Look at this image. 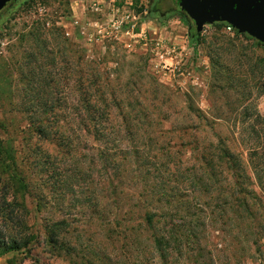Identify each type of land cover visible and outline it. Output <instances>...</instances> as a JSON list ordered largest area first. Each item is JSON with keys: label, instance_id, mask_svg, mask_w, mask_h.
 <instances>
[{"label": "trees", "instance_id": "16d2710c", "mask_svg": "<svg viewBox=\"0 0 264 264\" xmlns=\"http://www.w3.org/2000/svg\"><path fill=\"white\" fill-rule=\"evenodd\" d=\"M55 31L62 39L65 33ZM63 37L58 47L68 43L72 52L64 68L57 55L41 49L26 60L29 82H44L48 71L55 83L49 91L31 88L26 97L34 104L19 108L28 114V156L20 159L11 138H0V257L32 251L40 242L29 222L31 196L39 211L51 214L46 243L57 255L80 256L86 264H126L127 255L134 264H246L248 258L264 264V116L245 113L233 124L238 135L232 138L200 137L190 131L200 133L201 126L171 120L179 112L157 105L160 97L142 101L166 91L138 88L133 79L120 83L115 71H103ZM63 78L67 89L59 86ZM95 170L103 171L100 177L93 178ZM76 182L87 185L90 203L89 219L81 223L100 221L103 237L95 244L71 239L73 231L80 234L77 221L54 215L53 199L64 209Z\"/></svg>", "mask_w": 264, "mask_h": 264}, {"label": "rangeland", "instance_id": "374dc122", "mask_svg": "<svg viewBox=\"0 0 264 264\" xmlns=\"http://www.w3.org/2000/svg\"><path fill=\"white\" fill-rule=\"evenodd\" d=\"M15 2L0 12V138H11L20 159L29 153L25 144L29 122L28 114L19 108L22 104H34L26 92L34 87L49 91L55 86L48 79V71L44 82H29L27 57L41 49L47 57L57 55L61 61L59 67L64 68L72 54L68 43L57 45L64 35L85 53L86 59L99 61L103 71H115L113 77L121 79L120 83L129 84L133 79L138 88L166 91L169 95L165 97L158 93L142 101L152 103L160 97L157 105L162 101L164 107L179 112L171 115V120L192 121L201 126L200 133L197 130L190 133L200 137H214L217 133L232 138L238 135L233 124L243 120L245 113L253 118L258 113L264 116V43L248 34L229 32L224 24H212L204 27L196 42L192 20L188 17L187 22L173 12V0L158 4L161 12L168 11L167 15L153 12V16L148 12L151 0ZM97 6L100 8L96 9ZM57 29L65 33L62 39L56 40L53 32ZM36 34L41 37V45ZM41 61L45 62L46 70H54L47 58ZM60 72L63 77L64 71ZM59 82V86L68 88L64 78ZM132 83L131 88L135 86ZM190 108L200 112H191ZM205 118L214 130L205 127ZM97 171L93 178L103 173ZM86 187L76 182L72 187L76 195L71 191L67 194L62 210L57 208L59 201L53 199L57 205L53 208L55 217L61 213V217L70 216L72 221H77L79 226L75 230L78 228L80 234L72 230L69 235L71 239L81 240L83 246L103 237L99 220L83 224L80 221L89 219ZM26 201L31 210L29 222L34 230L40 231V242L32 251L1 256L0 264H86L80 256L54 252L44 235L45 219L51 214L39 211L35 198L27 196ZM138 211L136 208V216L141 213ZM215 235L214 232L211 237L215 239ZM131 258L125 256V263L134 264ZM246 264L260 263L248 258Z\"/></svg>", "mask_w": 264, "mask_h": 264}, {"label": "water", "instance_id": "95a60500", "mask_svg": "<svg viewBox=\"0 0 264 264\" xmlns=\"http://www.w3.org/2000/svg\"><path fill=\"white\" fill-rule=\"evenodd\" d=\"M11 1L0 0V12ZM173 2L179 11L192 20L195 26L193 35L197 39L206 25L225 22L239 33H247L264 43V0H173Z\"/></svg>", "mask_w": 264, "mask_h": 264}, {"label": "flooded vegetation", "instance_id": "af4514ba", "mask_svg": "<svg viewBox=\"0 0 264 264\" xmlns=\"http://www.w3.org/2000/svg\"><path fill=\"white\" fill-rule=\"evenodd\" d=\"M11 3V2H10ZM149 13L150 12H156V13H161V15H167L168 14V11H164V12H161L160 11V8H158V6L157 7H153V5H149ZM179 10L175 7L174 8V10H173V12L174 13H176V12H178Z\"/></svg>", "mask_w": 264, "mask_h": 264}, {"label": "built area", "instance_id": "2783aa9c", "mask_svg": "<svg viewBox=\"0 0 264 264\" xmlns=\"http://www.w3.org/2000/svg\"><path fill=\"white\" fill-rule=\"evenodd\" d=\"M100 7L99 6H97L96 7V9H99ZM225 28L229 31V32H234L235 31V29L232 27V26H230L229 24H225Z\"/></svg>", "mask_w": 264, "mask_h": 264}, {"label": "crops", "instance_id": "0c3cea01", "mask_svg": "<svg viewBox=\"0 0 264 264\" xmlns=\"http://www.w3.org/2000/svg\"><path fill=\"white\" fill-rule=\"evenodd\" d=\"M85 2H90V1H92V0H84ZM95 4V3H94Z\"/></svg>", "mask_w": 264, "mask_h": 264}]
</instances>
